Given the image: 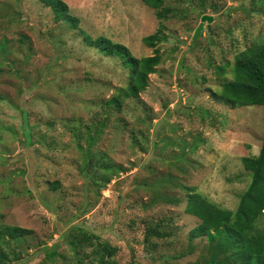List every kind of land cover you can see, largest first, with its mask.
<instances>
[{"label": "rangeland", "instance_id": "obj_1", "mask_svg": "<svg viewBox=\"0 0 264 264\" xmlns=\"http://www.w3.org/2000/svg\"><path fill=\"white\" fill-rule=\"evenodd\" d=\"M64 1L79 28L40 0H0V228L30 229L0 241V264H101L100 244L115 249L107 264H202L184 187L235 211L251 181L242 158L260 153L264 106L213 93L236 54L264 41V0H205L189 15L198 0H167L180 12L164 20L143 0ZM237 4L250 15L227 12ZM204 14L213 20L194 39ZM162 26L148 88L108 105L129 69L84 32L140 58L154 53L143 37ZM162 194L180 200H153ZM154 226L165 237L147 238Z\"/></svg>", "mask_w": 264, "mask_h": 264}, {"label": "trees", "instance_id": "obj_2", "mask_svg": "<svg viewBox=\"0 0 264 264\" xmlns=\"http://www.w3.org/2000/svg\"><path fill=\"white\" fill-rule=\"evenodd\" d=\"M49 6L55 13L57 21H64L73 28H79V19L69 11V6L64 0H40ZM148 6L156 10L159 19H168L179 14L176 6L167 3V0H143ZM191 9L186 8L185 14L189 15L196 6L205 9V0L192 3ZM191 4V5H192ZM216 10L217 6L210 4ZM185 16V15H184ZM163 28L157 32L143 37V42L154 53L149 56L136 57L131 50L120 42H115L105 36L93 38L84 32L87 45L98 49L106 56L119 57L129 69V81L126 88L119 89V95H114L107 101L108 105L118 108L122 106V97H138L140 92L146 90L150 84V75L157 72L163 58L158 44L166 40ZM227 65H218L216 69L220 74H226ZM214 96L232 107L248 105L264 106V41L253 43L235 56L232 78L225 79L220 91ZM27 112L24 116L27 118ZM28 139L32 138L27 130ZM245 169L248 171L250 183L248 188L240 194L237 210L224 208L211 201L193 187H184L188 196L185 212L199 219V223L190 231V239H204L206 253L202 264H264V230L256 227V222L264 215V136L262 147L258 155L244 156L242 158ZM179 202L180 198L162 194L153 199ZM30 229L21 226H3L0 228V241L6 236L16 238L27 234ZM163 238L159 226L148 228L146 237ZM59 245H55L57 248ZM104 251L101 264H107L109 256L115 249L108 244L99 245L94 249L98 254ZM192 252V250H191ZM6 254L0 251V258ZM112 264H117L112 261Z\"/></svg>", "mask_w": 264, "mask_h": 264}, {"label": "water", "instance_id": "obj_3", "mask_svg": "<svg viewBox=\"0 0 264 264\" xmlns=\"http://www.w3.org/2000/svg\"><path fill=\"white\" fill-rule=\"evenodd\" d=\"M236 11H240L242 12L246 17L250 15V9L241 5V4H237L233 7H229L227 8V12L231 13V12H236ZM213 20V16L210 14H204L201 17V22L199 23L198 27L195 30V36L194 39L197 38V36L199 35L200 31L203 29V27L205 26V22H208L210 25V22Z\"/></svg>", "mask_w": 264, "mask_h": 264}]
</instances>
